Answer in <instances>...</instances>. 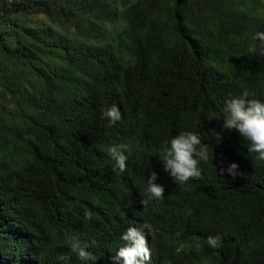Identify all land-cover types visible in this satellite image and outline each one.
<instances>
[{
  "label": "trees",
  "instance_id": "16d2710c",
  "mask_svg": "<svg viewBox=\"0 0 264 264\" xmlns=\"http://www.w3.org/2000/svg\"><path fill=\"white\" fill-rule=\"evenodd\" d=\"M256 32L264 0H0V264H91L69 240L96 235L89 170L118 144L128 165L108 178L125 211L116 229L150 224L162 264H264V161H230L235 179L138 202L153 171L170 177L157 161L181 131L199 134L215 161L245 150L222 125L229 98L264 102V56L248 52ZM113 105L115 124L102 115ZM177 216L194 224L168 231Z\"/></svg>",
  "mask_w": 264,
  "mask_h": 264
},
{
  "label": "clouds",
  "instance_id": "9594fccd",
  "mask_svg": "<svg viewBox=\"0 0 264 264\" xmlns=\"http://www.w3.org/2000/svg\"><path fill=\"white\" fill-rule=\"evenodd\" d=\"M252 43L248 48L251 54L259 53L264 56V32H256L252 36ZM254 94L243 91L239 96L231 97L225 102L222 129L235 130L247 144L245 150L226 154L219 161L209 157V144L202 142L199 134L192 131H181L171 138L164 149L159 153V164L163 162V170L170 176L166 180L158 182V176L153 171L147 179V192L139 198L142 210L147 201L163 199L170 191L171 185H184L191 182L200 183L208 178L221 179L225 175L235 179L240 173L238 165L234 161H264V102L259 99L249 98ZM103 118L111 124L121 120L120 109L113 105L103 112ZM209 138L220 144L223 139L222 132L210 131ZM126 146L118 144L109 149L106 158L94 161L90 172L93 173L97 188L90 189L97 195L96 202L92 204L98 211L99 222L94 230L96 235L86 242L72 237L69 245L77 256L91 264H162L158 255L160 248L148 244L147 231H154L148 223L124 222L120 229H116L112 220L121 217L125 213L121 204L111 195V186L108 178L111 173H120L126 170L128 157ZM257 154V157H256ZM233 161V162H230ZM230 162V163H229ZM144 168L148 167V160L141 162ZM229 163V164H228ZM185 216H177L171 219L166 227L168 231L188 229L194 222L185 220ZM86 219H91V214H85ZM100 229H99V228ZM93 231V228L90 232ZM93 233V232H92ZM208 245L216 249L220 247V237H208ZM89 247L88 250H86ZM194 262L204 264L199 256H189ZM58 259L64 260L61 256ZM81 263L78 259H76Z\"/></svg>",
  "mask_w": 264,
  "mask_h": 264
}]
</instances>
